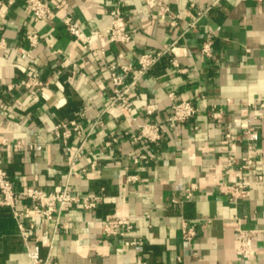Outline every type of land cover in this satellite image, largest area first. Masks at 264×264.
Listing matches in <instances>:
<instances>
[{"label": "crops", "instance_id": "1", "mask_svg": "<svg viewBox=\"0 0 264 264\" xmlns=\"http://www.w3.org/2000/svg\"><path fill=\"white\" fill-rule=\"evenodd\" d=\"M47 1L61 9L40 23L23 2L0 0L8 4L0 5V40L5 42L0 49V139L8 143L0 158L16 191L35 187L53 192L69 181L78 195L104 193L106 200L95 211L63 214L53 251L57 264H264V179L257 181L264 177V156L249 171L235 170L250 185L249 198L233 202L221 192L228 184L221 171L226 132L240 135L255 127V145L264 152V0H160L180 15L176 28L156 19L157 9L146 0ZM192 4L213 7L182 36L196 18ZM117 7L131 42H100L103 66L67 32L62 16L70 12L86 33L103 32ZM30 36L37 37L35 46ZM208 38L213 39L211 58L201 53ZM178 39L179 68L167 58L149 72L132 94L134 114L139 123L165 121L173 103L181 101H191L199 112L186 123L167 124L158 143H134L124 135L130 128L124 119L103 114L111 93L107 67L119 53L136 65L141 54ZM35 75L37 83L29 82ZM150 104L158 112L148 117ZM215 113L222 119H215ZM73 121L80 126L79 135L69 141L79 150L76 171L92 161L98 166L68 178L71 155L55 128ZM110 137L119 143L106 147ZM245 145L239 143L238 163ZM192 184L197 190L187 201L184 191ZM114 213L132 218L127 239H139L142 246L126 247L121 238L104 240L101 224ZM195 219L209 222L201 223L196 239L187 242L182 223ZM20 220L34 223L28 243L11 210L0 207V264H31L47 256L34 235L52 230V224L38 217ZM241 231L253 238L256 255L250 259L237 253Z\"/></svg>", "mask_w": 264, "mask_h": 264}, {"label": "built area", "instance_id": "2", "mask_svg": "<svg viewBox=\"0 0 264 264\" xmlns=\"http://www.w3.org/2000/svg\"><path fill=\"white\" fill-rule=\"evenodd\" d=\"M21 1L24 3L26 9L32 14L34 20L40 23H47L59 13L61 6L51 7L47 0H7L8 3ZM262 1V0H259ZM1 9H4L8 4L0 3ZM146 5L151 9H157L156 19L167 22L172 28L178 26L180 15L172 12V10L162 3L160 0H146ZM213 6L206 8H197L194 4L191 8L196 12L195 20L188 23V27L184 30L183 35L188 33L190 29L194 28L203 17L207 16L212 10ZM111 21L109 27L105 31H92L86 33L82 25L73 17V15L66 11L62 16V21L66 27L67 32L78 41L85 50L95 54L96 60L101 65L104 64V45L99 46L100 42H110L112 44L125 46L131 42V34L127 28L125 18L119 7L115 8L110 13ZM180 36L179 39L182 38ZM31 45L37 44V37L30 36ZM164 45L160 50L153 53H143L138 57L137 64L125 62L123 53H119L117 60L108 65L110 72L111 93L109 95V102L103 112L108 114L115 120L124 119L130 126L124 132L134 143L153 144L162 140L166 131L167 124H182L186 123L198 112L191 101H181L173 103L171 106V113L165 121H147L139 123L138 118L134 114V102L132 94L149 74V72L162 60L169 59L170 63L179 68L177 53V43ZM213 39L208 38L201 47V53L211 58L212 57ZM5 48L4 40H0V49ZM31 80L37 83L36 75ZM174 94L170 95L173 98ZM260 108L264 110V101L260 104ZM248 108L244 109V113ZM158 112V108L154 104H150L145 109V114L148 117L153 116ZM215 119H222L221 113L214 114ZM96 125V124H95ZM133 128V129H132ZM56 134L62 140L66 151L71 155V167L69 177H82L88 171L95 170L98 166L97 161H92L89 166L82 171H76L75 165L79 155V150L70 147L69 141L73 135H79L80 126L75 121L71 123H62L56 126ZM257 137V130L255 127L245 128L240 135H236L228 131L224 135L226 145V153L222 157L221 171L228 177V184L221 189V192L230 197V200L236 202L238 200L247 199L251 196L250 185L239 178L235 174L238 172H245L252 169L260 157L264 156V152L258 149L255 145ZM245 142V154L238 163L237 153L239 143ZM117 137H110L105 142L106 147H111L118 144ZM8 144L5 140L0 139V149L2 146ZM143 155L139 159H145ZM138 160H136L137 162ZM263 175L257 177L258 182H262ZM131 180H134L132 178ZM197 190V185L192 184L184 191V199L189 201L193 198L194 192ZM106 197L104 193L87 195H78L71 191L70 183L67 181L60 190L47 192L35 187H27L21 191H16L10 179L8 172L2 166L0 158V207L11 210L13 217L18 223L21 236L25 243H28L32 235L31 230L35 229L34 223L26 225L21 218L32 219L38 217L45 223L52 224V230H47L43 234L34 235L35 242L47 249V256L44 259H32L31 264H57L53 257V251L57 239L58 232L63 229L62 216L69 209H78L83 211H95L101 204L104 203ZM21 209H18V206ZM209 220L195 219L184 220L182 223V236L187 242H192L196 239L198 231L197 227ZM134 223L132 218L128 216H121L114 213L111 220L103 221L101 230L104 240L108 241L111 238L123 239L126 247L142 246L143 241L139 239H127V236L133 231ZM237 253L244 259H250L256 255L255 246L251 233L240 232L239 247ZM146 264V263H144Z\"/></svg>", "mask_w": 264, "mask_h": 264}]
</instances>
